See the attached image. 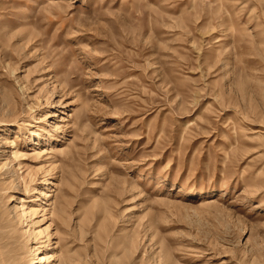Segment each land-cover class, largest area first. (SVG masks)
<instances>
[{
	"label": "rangeland",
	"instance_id": "374dc122",
	"mask_svg": "<svg viewBox=\"0 0 264 264\" xmlns=\"http://www.w3.org/2000/svg\"><path fill=\"white\" fill-rule=\"evenodd\" d=\"M44 263L264 264V0H0V264Z\"/></svg>",
	"mask_w": 264,
	"mask_h": 264
},
{
	"label": "bare ground",
	"instance_id": "6f19581e",
	"mask_svg": "<svg viewBox=\"0 0 264 264\" xmlns=\"http://www.w3.org/2000/svg\"><path fill=\"white\" fill-rule=\"evenodd\" d=\"M49 260H50V253L43 254V255L37 257V263H42V262H46Z\"/></svg>",
	"mask_w": 264,
	"mask_h": 264
}]
</instances>
